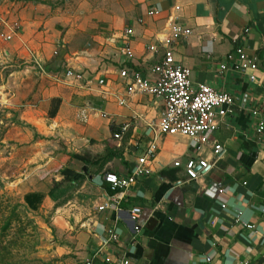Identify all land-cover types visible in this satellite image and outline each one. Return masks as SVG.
<instances>
[{"label":"crops","instance_id":"crops-1","mask_svg":"<svg viewBox=\"0 0 264 264\" xmlns=\"http://www.w3.org/2000/svg\"><path fill=\"white\" fill-rule=\"evenodd\" d=\"M169 21L189 29L171 48L174 60L189 69L190 84L205 83L233 99V112L210 135L223 151L214 158L209 144L196 151L187 137L158 135L149 172L112 190L102 173L129 174L151 137L149 124L162 111L159 99L126 94L117 69L124 65L148 76L154 55L144 46L161 38ZM0 26L15 30L9 40L0 37L3 58L15 62L1 82L0 164L25 159L24 193L53 182L41 202L53 209L70 264H102V254L128 264H264V222L257 209L264 202V132H255L251 113L255 109L264 119V0H0ZM124 37L133 56L121 63ZM235 45L254 57V70L231 68ZM66 69L107 81L85 84L65 75ZM97 109L105 115L93 114ZM126 121L121 138H113ZM195 153L211 164L191 180L172 161ZM62 168L79 176L63 178ZM219 187L225 191L218 193ZM133 206L137 217L130 214ZM236 210L252 229L233 222ZM135 223L141 224L136 232ZM108 229L117 240L93 255Z\"/></svg>","mask_w":264,"mask_h":264},{"label":"built area","instance_id":"built-area-1","mask_svg":"<svg viewBox=\"0 0 264 264\" xmlns=\"http://www.w3.org/2000/svg\"><path fill=\"white\" fill-rule=\"evenodd\" d=\"M155 11H148L149 14ZM170 20V18H168ZM4 24V22H2ZM125 34H130L131 29L125 28ZM189 33V29L179 23L169 21L165 34L152 42L147 43L144 49L154 55V60L148 68V76H142L139 72L134 71L124 65L117 69V76L124 81V91L126 94L143 93L152 98L159 99L162 103V111L160 117L155 124H149L148 129L151 130V137L146 142L144 151L136 157L130 172L126 176H118L112 171H105L101 175V180L108 183L112 190H123L130 186L135 178L149 172V162L153 160L156 151V137L158 135H179L184 136L193 141V146L198 151L202 145L209 144L210 152L214 158L218 157L223 151L222 145L210 140L211 133L217 128L219 121L225 115L233 112V99L223 91L215 90L205 83H197L192 86L188 79L189 69L177 63L173 58L171 44L185 37ZM15 34L14 27H7V30L0 31V37L9 40ZM125 41L119 47V53L123 56L121 63L133 56L126 37ZM234 52L236 61L232 63L231 68L239 72H245L247 69L254 70L256 64L254 57L247 55L241 46L235 45ZM30 62L42 69V63L35 57L30 58ZM224 64H219V69L224 68ZM65 75L76 79L84 78L82 72L66 69ZM85 84H89L92 80L95 84L102 87L106 84L105 77H96L94 79L84 78ZM118 104L123 103V99H117ZM93 114L104 116L105 113L100 110H94ZM251 113L257 116L255 132H264V119L258 114L257 110ZM129 121L122 123L118 131L112 132L111 136L120 139L121 135L129 126ZM210 162L204 157L195 153L187 157L184 161L173 160V167H181L186 178L194 180L202 175L209 167ZM225 191V187H219L218 193ZM104 202L98 206V209L106 207ZM220 207H224V203H220ZM260 220L264 222V202L257 207ZM139 208L133 206L130 209L132 217H137ZM240 211L233 212V222L247 229H252L254 225L241 217ZM141 224L135 223L132 226L133 231H138ZM117 240V233L108 229L100 238L97 248L93 255L100 254L108 243ZM264 248V240L261 242ZM207 259V257H206ZM78 264V263H72ZM80 264H92L90 259H86ZM102 264H128L127 259L113 258L109 254H102ZM244 264V262H242Z\"/></svg>","mask_w":264,"mask_h":264},{"label":"rangeland","instance_id":"rangeland-1","mask_svg":"<svg viewBox=\"0 0 264 264\" xmlns=\"http://www.w3.org/2000/svg\"><path fill=\"white\" fill-rule=\"evenodd\" d=\"M2 42L0 98L3 101L1 82L4 83L8 72L15 69V62L3 58ZM100 132L105 131L100 129ZM20 159L15 157L10 163L0 164V264H70L68 254L62 251L63 235L57 230L60 224L53 222V209L41 202L43 194L48 192L53 182L44 181L37 187H30L33 191L28 193L39 194L40 200L34 207L25 203L23 195L27 186L21 182L23 171H20L25 159L22 162Z\"/></svg>","mask_w":264,"mask_h":264},{"label":"trees","instance_id":"trees-1","mask_svg":"<svg viewBox=\"0 0 264 264\" xmlns=\"http://www.w3.org/2000/svg\"><path fill=\"white\" fill-rule=\"evenodd\" d=\"M56 110V107L54 106L53 108H49L47 111V115L48 116H53L54 112ZM70 157L76 158V159H82V156L76 153H69ZM60 173L62 174L63 178L70 176L71 178H77L79 175L78 173H74L72 170L68 169V168H62ZM23 200L25 201V203H27L28 205L34 207L35 203H38L40 200V195L37 193H25L23 195Z\"/></svg>","mask_w":264,"mask_h":264}]
</instances>
